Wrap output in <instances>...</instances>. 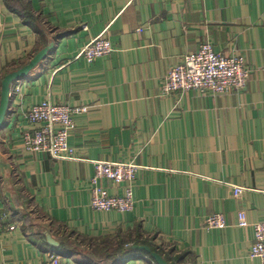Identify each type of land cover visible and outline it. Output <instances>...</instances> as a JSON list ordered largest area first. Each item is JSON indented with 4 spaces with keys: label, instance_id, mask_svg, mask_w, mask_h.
Here are the masks:
<instances>
[{
    "label": "crops",
    "instance_id": "1",
    "mask_svg": "<svg viewBox=\"0 0 264 264\" xmlns=\"http://www.w3.org/2000/svg\"><path fill=\"white\" fill-rule=\"evenodd\" d=\"M102 34L114 52L79 58ZM49 43L47 58L12 84L0 129V213L16 226L0 234V264L51 255L62 264H155L122 256L144 240L187 254L188 264H262L251 250L253 225L264 222V0H0V97L4 77ZM205 43L244 56L246 90L162 96L171 68ZM47 99L88 108L74 117L72 160L23 146L28 111ZM95 161L141 167L131 212L92 210ZM234 187L246 191L235 197ZM241 211L249 227L238 226ZM215 214L227 227L207 230Z\"/></svg>",
    "mask_w": 264,
    "mask_h": 264
},
{
    "label": "built area",
    "instance_id": "2",
    "mask_svg": "<svg viewBox=\"0 0 264 264\" xmlns=\"http://www.w3.org/2000/svg\"><path fill=\"white\" fill-rule=\"evenodd\" d=\"M114 52L111 41L105 34L91 41L82 50L80 57L88 63L110 56ZM251 76L247 61L242 55H225L216 52L210 43L202 45L198 53L185 56L183 61L174 66L161 85L162 96H180L187 92H196L200 96L227 94L231 91H243ZM87 107L54 104L50 99L33 106L26 119L32 130L22 136L23 146L30 152L48 154L55 160H72L74 149L69 145L71 130L75 126L74 117L86 113ZM59 127V129H57ZM95 174L91 179V203L95 212L116 211L131 212L134 209V187L141 167L134 162H94ZM106 180L122 187V195L112 196L101 182ZM246 191L234 187L233 194L240 197ZM9 218L7 212L0 214V234L16 230V226L5 224ZM207 230H221L227 227L223 214H215L205 220ZM238 226L249 227L244 211L238 214ZM255 242L251 257L264 264V222L253 225ZM45 264H62L60 257L51 255Z\"/></svg>",
    "mask_w": 264,
    "mask_h": 264
},
{
    "label": "water",
    "instance_id": "3",
    "mask_svg": "<svg viewBox=\"0 0 264 264\" xmlns=\"http://www.w3.org/2000/svg\"><path fill=\"white\" fill-rule=\"evenodd\" d=\"M53 48L54 44L49 43L48 46L39 51L26 66L17 71L9 73L2 80L0 97V129L4 124L8 113L12 84L22 78L27 77L33 70H35L47 58ZM46 239L50 246H59V244L52 239L50 234H46ZM134 249L148 253L156 264H169V262H167L160 254L153 252L149 246L138 245L135 246Z\"/></svg>",
    "mask_w": 264,
    "mask_h": 264
},
{
    "label": "trees",
    "instance_id": "4",
    "mask_svg": "<svg viewBox=\"0 0 264 264\" xmlns=\"http://www.w3.org/2000/svg\"><path fill=\"white\" fill-rule=\"evenodd\" d=\"M25 19H26L27 23H29L31 26H34L33 21L30 18L25 17ZM138 245L149 246L153 252L160 254L167 262H169V264H183V262L185 261V258L187 256V254L177 253V251L174 248H170L167 250L157 248V247L153 246L149 240L139 241L135 244H130V245L128 244V245L123 246L124 248H122V256L128 258L134 254L140 253L142 255L148 256L155 263V261L152 259V257L148 253L134 249V247L138 246Z\"/></svg>",
    "mask_w": 264,
    "mask_h": 264
},
{
    "label": "rangeland",
    "instance_id": "5",
    "mask_svg": "<svg viewBox=\"0 0 264 264\" xmlns=\"http://www.w3.org/2000/svg\"><path fill=\"white\" fill-rule=\"evenodd\" d=\"M95 39H96V38H95ZM92 41H93V40H92ZM89 43H90V42H89ZM89 43H88V44H89ZM88 44H87V45H88ZM87 45H86V46H87ZM201 47H202V46H201ZM212 47H213V46H212ZM83 49H84V48H83ZM200 49H201V48H200ZM213 49H214V48H213ZM81 52H82V51H81ZM81 52H80V54H81ZM198 52H199V51H198ZM198 52H197V53H198ZM80 54H79L78 57H79V58H82V57H80ZM195 54H196V53H195ZM191 55H192V54H191ZM186 56H188V55H186ZM184 57H185V56H184ZM182 61H183V59H182ZM179 64H180V63H179ZM177 65H178V64H177ZM175 66H176V65H175ZM173 67H174V66H173ZM173 67H172V68H173ZM172 68H171V69H172ZM169 72H170V71H169ZM168 74H169V73H168ZM168 74H167V75H168ZM249 80H250V79H249ZM248 83H249V81H248ZM248 83H247V86H248ZM247 86H246V88H247ZM246 88H245L244 90H246ZM244 90H243V91H244ZM219 95H222V94H219ZM26 150H27V149H26ZM27 151H28V150H27ZM36 153H37V152H36ZM0 214H1V213H0ZM185 259H186V258H185ZM184 262H185V261H184ZM188 262H189V261H188ZM188 262H185V263H183V264H188ZM189 263H190V262H189ZM191 263H192V262H191Z\"/></svg>",
    "mask_w": 264,
    "mask_h": 264
}]
</instances>
